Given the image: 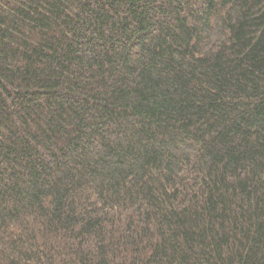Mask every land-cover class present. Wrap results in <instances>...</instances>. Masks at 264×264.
I'll list each match as a JSON object with an SVG mask.
<instances>
[{"label":"trees","instance_id":"obj_1","mask_svg":"<svg viewBox=\"0 0 264 264\" xmlns=\"http://www.w3.org/2000/svg\"><path fill=\"white\" fill-rule=\"evenodd\" d=\"M0 264H264V0H0Z\"/></svg>","mask_w":264,"mask_h":264}]
</instances>
